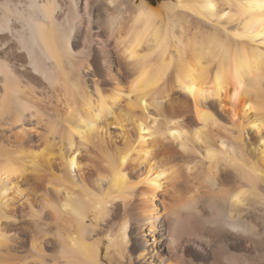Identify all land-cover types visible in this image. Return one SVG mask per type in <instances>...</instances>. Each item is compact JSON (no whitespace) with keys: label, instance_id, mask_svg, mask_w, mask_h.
<instances>
[{"label":"bare ground","instance_id":"bare-ground-1","mask_svg":"<svg viewBox=\"0 0 264 264\" xmlns=\"http://www.w3.org/2000/svg\"><path fill=\"white\" fill-rule=\"evenodd\" d=\"M78 1L0 3V264L22 261L16 227L24 220L15 202L28 208L35 264H134L135 229L144 240L136 259L169 264L170 243L156 239L159 228L171 227L159 197L195 173L193 162L219 168L204 192L235 208L251 186L223 195L221 174L230 168L248 182L264 180V138L244 139L250 109L264 129V92L253 89L264 81V0H226L225 8L215 0H119L135 12L117 38L120 55L103 58L104 78L74 50L77 21L89 33L99 30L91 27L98 0H83V14ZM121 15L107 17L110 33ZM188 16L222 22L223 37L186 36ZM214 62L227 71L210 77ZM213 94L223 113L230 109L232 125L207 104ZM5 153L12 156L2 159ZM235 218L231 212L218 223L233 238L252 237ZM41 247L55 250L43 255Z\"/></svg>","mask_w":264,"mask_h":264},{"label":"rangeland","instance_id":"rangeland-1","mask_svg":"<svg viewBox=\"0 0 264 264\" xmlns=\"http://www.w3.org/2000/svg\"><path fill=\"white\" fill-rule=\"evenodd\" d=\"M9 1L0 0V3L9 2L10 5H14H12L13 7H24V5H22L24 0ZM19 1L21 2V4H19ZM167 1L169 0H159V2ZM119 2L120 1L117 0L114 5L112 4L109 7L104 0H98L95 5V15L92 19L93 22L91 25V27L93 28L98 27V31H93L91 33L87 32L85 30L86 21L84 19H81L82 23H80V20L76 22L77 37H75L76 45L74 46V50L82 54L81 56L84 57L89 66L95 70L96 74L100 78L105 77L106 68L108 69V65L103 61V58L107 55L112 56V58H114L113 56L115 55H120L118 52L120 50V45L118 46L117 38L119 35H122L126 28L129 26L131 18L135 12L133 7L121 9ZM215 2L217 6L224 8L227 4L226 0H215ZM78 3V13L83 14L81 7V4H83V0H79ZM119 10H122L119 24H116L113 27V31L110 33L106 26L107 17L109 15H117ZM225 10L227 11V9ZM187 19L189 22L184 23L186 36H191L194 33H197V39L201 40L205 35H211L217 32V34L223 37L221 28V25L223 24L222 22H208L207 20H204L202 18L190 16H188ZM260 45H258L259 48L264 51V44L261 46ZM217 69L220 70V72L227 71L225 63H221L220 67H218V63L214 62V64H212L210 68V77ZM253 85V89H257V91H259L260 93L264 92V81L255 80L253 81ZM235 88L236 86H232L229 90L232 92ZM237 89H239V87H237ZM208 91H212V93H214V89H209ZM238 91L243 96L242 91L240 89ZM261 94L263 95L260 99H264V93ZM217 101L218 99L215 97V94H213L208 98L207 104L212 107V111L214 112V114L216 113V116L219 119H222V122H224L225 124L228 123L227 125H232L231 122H233V119L225 117H230V111H228L230 109L227 108L223 113L221 109H219V101ZM53 102L54 104H56L55 101ZM62 102L63 100L60 101V103ZM60 103H58V105ZM228 107L230 106L228 105ZM248 112L249 111H247V113ZM225 113H227L228 115ZM247 115L248 121L250 123L252 121L254 122H252L253 127H251L252 124L251 126L249 125L253 130H251L249 126V129H246V135H244L246 137L244 138L245 142H257L259 137L264 138V129L261 128L260 125V127L257 125V122L253 117V111L251 109ZM213 129L215 128H211L212 131ZM222 133L223 131H221V134ZM212 135L213 132L210 133V139L211 141H214L215 139V144L213 142L210 143L211 145L213 144L212 146H216L218 148L219 143L216 142L217 138H211ZM225 135L226 134L224 133L221 136L226 137L227 135ZM147 141H150V138H147ZM196 144V146L199 145L198 148L201 152H203V150H201L203 146L202 143ZM11 156L12 155H7L5 153V155H3L1 158L5 159ZM200 162H193V164L199 165H197V167L195 166L196 174L194 173L191 176L182 174L181 177L175 181V189L171 192V194L168 192L160 193L159 199L161 202L164 200L165 206L167 207V213L169 214V217L167 215L169 221L168 224L171 225L172 228H169V226L167 230L165 229L166 227L159 228V235L156 239L157 241L170 243L169 264H244L243 262L245 261V259L251 260L254 264H264V180L255 179L254 181L248 182L247 178L245 179L243 173L239 172L237 174V172H233V170L230 168V170L227 169L228 171H225L226 173H223L224 175L221 174L220 176H222L223 178H221L222 188H220L223 190L221 192V194L223 195L233 193L238 190V188H243L246 190L251 186V189L247 190L249 191V193L251 192V194L246 196L244 205H239L235 208L230 206L229 202L227 204H224L215 197L214 199H212V195L204 192L205 186H208V184H210V177L215 175L214 172L219 168H216L215 170L213 168H210L207 165L206 161H203L206 164H203L202 161ZM202 164L204 167L202 166ZM217 171L219 173V170ZM241 175L243 178L241 177ZM6 199L8 200L9 204H11V202L14 200L12 198V195H8ZM37 201L39 202V199H37ZM167 203L168 205H166ZM37 205L34 209H38L37 212H39L41 206ZM14 206L17 208V214L22 213L20 217L22 220H24L22 222L23 225L21 224L19 227H16L18 228L16 230L22 235L21 237L23 238V251L18 254V258L22 260L21 262H23H20V264H35L36 257L31 250V240H33L32 230H29L33 228H29L31 224L26 223V220L28 219V217H30L27 213L28 208L26 205L20 207V203L16 204V202ZM25 207L27 210L25 209ZM231 212L234 215V218L236 217L235 219L240 218L248 224V228L250 227L249 229H251L253 233L252 237L236 236L233 238L232 232L222 224L220 225V223H218L219 218L223 219L225 217H229L231 215ZM160 215L164 216V212L162 210L160 211ZM25 216L28 217L24 219ZM162 220L161 222H163ZM159 226H161V224H159ZM19 229H21V232ZM135 230L130 236V239H132V245L130 247L131 249H129V255L133 259L134 264H141L140 260L136 259V256L139 246L138 244L140 242L144 243V240L139 237L137 230ZM145 240L149 243L146 247H149V245H151L152 243L151 238L148 237L145 238ZM39 243L40 242L38 240L37 244ZM41 248L43 250V255L48 254V252L52 255L55 250L54 248H51L44 253L45 248ZM165 253L168 252L165 251ZM146 258L148 260L149 257L146 256L145 259ZM148 261H146L144 264H148ZM153 264L161 263H159V261H154Z\"/></svg>","mask_w":264,"mask_h":264}]
</instances>
